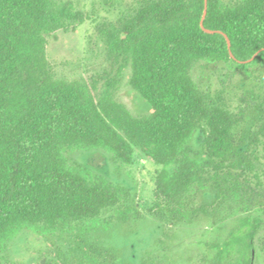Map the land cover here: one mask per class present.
<instances>
[{"label":"trees","instance_id":"16d2710c","mask_svg":"<svg viewBox=\"0 0 264 264\" xmlns=\"http://www.w3.org/2000/svg\"><path fill=\"white\" fill-rule=\"evenodd\" d=\"M125 1L131 5L114 23L96 24L73 0H0V264L26 231L71 235L111 210L121 223L131 218L122 185L68 158L100 151L122 165L139 151L161 167L150 211L164 224L192 223L234 203V226L203 260L256 264L257 251L264 254V0H207L203 26L212 34L200 26L204 0H100L110 9ZM87 21L111 71L88 81L60 78L50 40ZM200 62L261 72L250 94L258 125L193 80ZM126 70L147 114L117 99ZM198 192L212 201L196 204ZM82 243L72 262L58 256L43 264H122L109 249Z\"/></svg>","mask_w":264,"mask_h":264},{"label":"rangeland","instance_id":"374dc122","mask_svg":"<svg viewBox=\"0 0 264 264\" xmlns=\"http://www.w3.org/2000/svg\"><path fill=\"white\" fill-rule=\"evenodd\" d=\"M73 1L79 4V10L93 14L96 24L114 23L120 12L131 5L125 1L121 8L110 9L100 0ZM48 57L56 67L58 77L68 81H88L91 76L111 71L92 21L85 22L75 32L57 34L50 40ZM191 75L201 88L220 94L236 111H241L248 126L254 128L258 125L262 116L255 110L256 102L250 99V94L258 93L260 71L246 75L229 65L200 62L194 66ZM128 80L129 71L126 70L117 86L118 101L135 115L147 114L148 105L131 89ZM68 158L86 165L92 173L122 185L134 206L133 215L121 223L117 211L111 210L71 235L41 236L26 231L10 243L1 264H43L45 260H56L58 256L72 262L73 254L82 255V252L76 253L79 248H84L82 241L109 249L122 264H142L149 260L157 264H206L203 259L211 256L208 245L222 240L240 214L237 206L228 202L230 207L224 204L213 215L203 216L192 223L167 225L152 216L150 211L154 201V178L161 167L149 162L139 151H135L131 165L115 162L103 151L74 152ZM211 201L210 192L196 194L195 203L198 205ZM256 264H264L260 249Z\"/></svg>","mask_w":264,"mask_h":264},{"label":"water","instance_id":"95a60500","mask_svg":"<svg viewBox=\"0 0 264 264\" xmlns=\"http://www.w3.org/2000/svg\"><path fill=\"white\" fill-rule=\"evenodd\" d=\"M206 9H207V0H204V12H203L202 20H201V22H200V26H201V28H202V30H203L204 32H206V33H208V34H212V33H213L212 31L206 30V29L204 28V26H203V20H204V18H205ZM220 34H222V33H220ZM223 36L226 38V42H227V47H228V49H230V42H229L228 38H227L225 35H223ZM230 56L232 57V54H231V53H230Z\"/></svg>","mask_w":264,"mask_h":264}]
</instances>
